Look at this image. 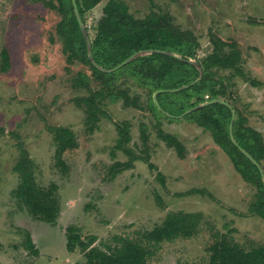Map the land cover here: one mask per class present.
Segmentation results:
<instances>
[{
    "label": "rangeland",
    "instance_id": "374dc122",
    "mask_svg": "<svg viewBox=\"0 0 264 264\" xmlns=\"http://www.w3.org/2000/svg\"><path fill=\"white\" fill-rule=\"evenodd\" d=\"M44 1L0 0V51L7 49L10 62L5 72L0 70V264H82L78 247L73 252L65 248L67 225L77 226L83 237L96 236L94 245H113L115 236L138 238L174 211L200 212L197 232L154 246L146 264H208L215 232L244 249L264 245V220L248 211L256 188L240 177L208 131L183 117L170 121L151 112L148 87L120 76L118 84L142 107L105 100L102 107L110 118L88 123L85 108L76 103L88 90L70 82L72 74L86 68L77 62L67 67L55 29L60 15ZM107 1L84 15L91 36ZM123 1L135 17L167 13L174 25L191 31L199 42L198 59L212 50V35L233 42L240 52V73L219 68L215 74L224 78L247 125L264 139V0ZM123 120L131 124L126 147L138 158L116 172V163L128 159L114 147L115 123ZM57 125L71 129L77 140L62 153L61 164L50 131ZM158 128L181 141L183 158L158 137ZM21 149L34 162L37 183L58 186L60 213L53 225L32 218L11 194ZM25 230L36 255L24 246Z\"/></svg>",
    "mask_w": 264,
    "mask_h": 264
},
{
    "label": "trees",
    "instance_id": "16d2710c",
    "mask_svg": "<svg viewBox=\"0 0 264 264\" xmlns=\"http://www.w3.org/2000/svg\"><path fill=\"white\" fill-rule=\"evenodd\" d=\"M100 1L75 0L90 38L92 58L98 65L113 68L143 49L170 51L177 53L184 60L153 51L134 58L114 71H101L87 56L86 42L74 15L71 0L44 1L46 6L53 8L60 15L55 29L61 41V51L67 67L77 62L87 70L76 71L72 74L70 82L73 88L88 90L86 96L76 100L78 105L85 108L88 123H96L100 116L110 118L102 107L105 100H122L126 106L142 107L136 97L129 95L127 88L118 84L117 79L120 76L131 77L139 86L148 87L151 93L193 82L187 88L175 92H158L156 99L160 107L171 115H179L194 105L212 99H220L231 105L230 108L221 102L209 103L185 114L183 118L208 131L213 142L225 153L240 177L256 188L255 200L249 205L248 211L264 220V184L258 167L230 139L231 109L235 112L232 123L235 141L259 163L263 171L264 139L258 130L247 125L246 116L232 104L231 97L228 96L224 78L215 74L219 68L230 69L233 74L240 73L241 57L238 48L233 42H226L212 35L209 38L212 50L202 59H198L199 42L191 31L178 28L167 13L150 11L141 18L135 17L128 11L123 0H108L105 3L102 8L103 15L94 26V34L91 36L84 15ZM52 40L50 38V41ZM0 59V70L5 72L10 64L6 48L1 49ZM187 59H194L202 68V75L197 81L195 80L199 76V70L186 61ZM93 84L97 87L93 88ZM148 107L156 115L170 121L174 119L161 112L152 98ZM130 127L131 124L127 120L115 123L117 139L114 147L128 156L125 162L116 163V172L132 167L133 161L138 158L126 147L130 141ZM50 131L55 143L54 157L56 163L61 164L62 153L75 147L77 140L73 131L67 127L52 126ZM3 132L4 129L0 126V134ZM157 135L166 146L175 150L178 157H184L185 148L175 135L161 128L157 129ZM142 159L151 168L154 167L148 157ZM13 170L17 174L18 182L11 191L12 196L32 218L55 224L60 213L57 184L50 182L47 186H41L37 183L34 162L25 149L19 151ZM201 219L200 212H168L159 224L142 232L138 238L119 235L114 237L113 245L102 243L101 246L94 245L96 236L83 237L77 226L70 224L64 229L65 248L68 252H73L78 247L84 257L82 264H146L154 246L178 237L192 236L197 232ZM24 233L25 248L32 254H38L30 233L26 230ZM213 238L208 246V264H264V245L244 249L218 232L213 234Z\"/></svg>",
    "mask_w": 264,
    "mask_h": 264
},
{
    "label": "water",
    "instance_id": "95a60500",
    "mask_svg": "<svg viewBox=\"0 0 264 264\" xmlns=\"http://www.w3.org/2000/svg\"><path fill=\"white\" fill-rule=\"evenodd\" d=\"M71 3H72V7H73V12H74V15L77 19V22H78V26L80 28V31L85 39V42H86V46H87V56L89 58V60L91 61V63L96 66L99 70L101 71H104V72H111V71H114L116 70L117 68L125 65L126 63L130 62L131 60H133L134 58L138 57V56H141V55H144V54H149L153 51H156V52H163L165 54H168V55H171V56H174V57H177L178 59H182L184 60L180 55H178L177 53H173V52H170V51H164V50H158V49H143V50H139L135 53H133L132 55H130L129 57L125 58L123 61H121L119 64H117L116 66H114L113 68H104L100 65H98L92 58V53H91V43H90V38L88 36V33L86 31V28H85V25L84 23L82 22L81 20V17L79 15V12H78V9H77V6H76V2L75 0H71ZM186 61L192 63L193 65L196 66V68L199 70V76L198 78L195 80L197 81L198 79H200L201 75H202V68L201 66L199 65V63L197 61H195L194 59H187ZM194 81V82H195ZM193 82L189 83V84H185V85H182L180 87H177V88H172V89H159V90H156L155 92H153V101L156 105V107L161 111L163 112L165 115L169 116V117H183L185 114L187 113H190L192 112L193 110H196L202 106H205L209 103H213V102H221V103H224L226 104L228 107L231 108V105L228 104L227 102L225 101H222L220 99H212V100H207V101H204V102H201L197 105H194L193 107L185 110L183 113L179 114V115H171L167 112H165L159 105L157 99H156V94L158 92H162V91H169V92H175V91H178L180 89H183V88H187L190 84H192ZM234 117H235V112L233 109H231V120H230V123H229V136H230V139L231 141L239 148V150L245 155L247 156L259 169L260 171V174H261V178H262V182L264 184V171L263 169L261 168V166L259 165V163L245 150L243 149L242 147H240L237 142L235 141L234 137H233V134H232V123H233V120H234Z\"/></svg>",
    "mask_w": 264,
    "mask_h": 264
}]
</instances>
